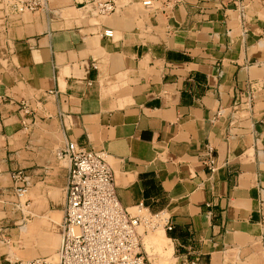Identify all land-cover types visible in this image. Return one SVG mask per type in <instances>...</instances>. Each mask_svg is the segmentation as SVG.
Returning <instances> with one entry per match:
<instances>
[{"label": "crops", "instance_id": "crops-1", "mask_svg": "<svg viewBox=\"0 0 264 264\" xmlns=\"http://www.w3.org/2000/svg\"><path fill=\"white\" fill-rule=\"evenodd\" d=\"M115 1L0 10V239L28 215L6 202L18 170L38 214L64 215L53 150L74 141L106 153L123 206L165 211L175 264H264V0ZM22 99L41 101L26 127Z\"/></svg>", "mask_w": 264, "mask_h": 264}, {"label": "built area", "instance_id": "built-area-1", "mask_svg": "<svg viewBox=\"0 0 264 264\" xmlns=\"http://www.w3.org/2000/svg\"><path fill=\"white\" fill-rule=\"evenodd\" d=\"M78 1V0H75ZM182 0H170L168 6ZM93 3L99 16L117 11L115 0H85ZM153 0H144L152 6ZM47 9L46 0H0L5 19L23 13H36ZM113 37L112 29L103 31ZM94 65V64H93ZM50 90L46 96H55ZM41 101L22 99L19 113L26 127L36 121ZM222 112L219 111L217 116ZM28 127V126H27ZM215 147L207 143L203 150V164L212 173L217 169ZM55 160L68 168L65 187L66 202L61 224L60 244L54 255H39L16 260L15 264H149L144 247V234L155 228L170 231L173 226L164 210L153 212L144 203L131 210L120 202L114 172L103 150L87 148L74 141L53 150ZM31 181L22 170L13 173V209L24 211L28 207L26 196ZM183 264H201L198 259Z\"/></svg>", "mask_w": 264, "mask_h": 264}, {"label": "rangeland", "instance_id": "rangeland-1", "mask_svg": "<svg viewBox=\"0 0 264 264\" xmlns=\"http://www.w3.org/2000/svg\"><path fill=\"white\" fill-rule=\"evenodd\" d=\"M27 198L26 196V199ZM14 200L15 197L13 195L6 198V202H9L10 207H12ZM31 202V200H27L28 207H26L23 212L28 215L26 219L17 223L19 230H17L16 234L7 236V242L0 239V245L5 248L4 250L7 252V257L14 262L13 264H15L16 259L30 258L37 254L54 255L60 244L63 212H51L46 210L38 214V212L34 210L33 205H31ZM17 211L23 216V212L20 210ZM161 231L165 232V230L160 227L149 230L144 234V247L146 251L148 250L147 257L149 259V264H175L174 246L170 240H163L162 243L164 244L161 243V245H159L160 247H158L159 249L157 245L151 241L154 237H157V234ZM166 235L170 237L169 231L166 232Z\"/></svg>", "mask_w": 264, "mask_h": 264}, {"label": "bare ground", "instance_id": "bare-ground-1", "mask_svg": "<svg viewBox=\"0 0 264 264\" xmlns=\"http://www.w3.org/2000/svg\"><path fill=\"white\" fill-rule=\"evenodd\" d=\"M158 236L157 237H154L153 238V240H151L155 245H157V248L158 247H160L159 245H161V243L163 242V240H165V239H168V240H170L169 239V237L166 235V232H163V231H161L159 234H157ZM156 236V235H155ZM162 244H164V243H162ZM163 246V245H162ZM156 247V246H155ZM170 249H172L171 247H169ZM153 249V248H152ZM159 249V248H158ZM169 249V250H170ZM161 250V249H160ZM168 250V251H169ZM147 252H148V250H147ZM150 252V251H149ZM170 252H171V250H170Z\"/></svg>", "mask_w": 264, "mask_h": 264}]
</instances>
